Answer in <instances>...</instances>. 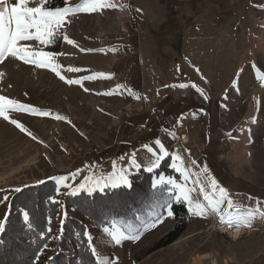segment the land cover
I'll list each match as a JSON object with an SVG mask.
<instances>
[{
  "label": "rangeland",
  "instance_id": "1",
  "mask_svg": "<svg viewBox=\"0 0 264 264\" xmlns=\"http://www.w3.org/2000/svg\"><path fill=\"white\" fill-rule=\"evenodd\" d=\"M62 2L50 9L73 11L53 42L27 43L53 53L65 80L80 83L16 58L0 62V96L51 113H8L31 135L0 117V189L51 179L59 200L115 188L104 186L114 174L131 183L170 156L180 175L172 190H191L192 211L179 199L189 212L185 231L144 256L173 226L169 210L138 239L112 225L91 245L99 264H264V0H104L112 6L91 12L81 10L83 0ZM206 175L232 207L225 200L218 213L196 214L195 204L207 203L200 188L211 191ZM251 212L247 224L240 220ZM64 214L61 205L59 221ZM216 214L240 230L216 231ZM113 232L125 238L117 244Z\"/></svg>",
  "mask_w": 264,
  "mask_h": 264
},
{
  "label": "trees",
  "instance_id": "2",
  "mask_svg": "<svg viewBox=\"0 0 264 264\" xmlns=\"http://www.w3.org/2000/svg\"><path fill=\"white\" fill-rule=\"evenodd\" d=\"M50 1V8L63 6L62 0ZM160 177L180 178L170 156L151 170L139 169L131 187L64 194L59 200L51 179L19 191L0 189V202L9 197L0 229V264H98L91 245L105 228L116 225L126 235H139L167 210L172 211L174 224L144 256L171 245L185 231L189 212L169 183L152 187ZM61 205L65 214L59 221Z\"/></svg>",
  "mask_w": 264,
  "mask_h": 264
},
{
  "label": "snow or ice",
  "instance_id": "3",
  "mask_svg": "<svg viewBox=\"0 0 264 264\" xmlns=\"http://www.w3.org/2000/svg\"><path fill=\"white\" fill-rule=\"evenodd\" d=\"M112 5L104 3V0H83L81 10L91 12L99 7H110ZM73 11L72 7L57 8L55 10L47 7V0H40L37 6H29V0H15L14 3H10V0H0V62H3L5 58H16L25 63L33 64L41 68H49L56 73L60 79L65 80V77L60 74V66L56 64L53 60L54 54L51 52L34 51L30 43L31 41H37L42 45H49L53 42L56 35V30L61 26L65 17ZM69 44L73 43L64 37ZM24 42V43H22ZM68 71H78L77 69L69 68ZM91 79L92 77H87ZM68 84L80 83L79 80H65ZM264 86V85H262ZM185 87V85H181ZM25 111L28 113L36 114L39 116H51L50 112L37 110L33 106H26L22 103L14 101L4 96H0V117L5 121H9L11 124L15 125L21 132L31 135L30 132L24 127L22 123L15 119H11L8 113L10 111ZM55 119H64V117L56 116ZM156 144L160 146V152L164 153L163 145L160 141H156ZM179 160L180 158L177 157ZM194 163V162H193ZM156 166V165H153ZM151 170V169H149ZM205 174H207V169H204ZM210 192H206L204 187L200 188V194L204 201H206V206L200 203L195 204L196 214H203L207 209H211L213 212H219V206L221 203L227 200L229 207H232L233 202L227 199L226 189L220 187L215 179L207 177ZM163 181L164 178L160 177ZM109 181L112 187H120L122 185L131 187V183L126 175L116 176L115 174L105 181L104 186H109ZM99 181L97 185L99 186ZM169 184L174 183L171 179L168 180ZM196 183H200L199 180ZM153 188L157 187L154 182ZM180 187V193L176 198L183 199L190 205L189 210L192 211V198L190 195L191 190H185L183 186ZM19 191V189H17ZM74 194V193H73ZM168 215H173L172 211H168ZM256 215L255 212L247 213L245 216L240 217V220L245 224ZM25 219L27 220V214L25 213ZM224 217L221 216V221ZM162 218L157 217L156 220L152 222L151 226H155L157 223H162ZM231 223V220H229ZM0 225V229H2ZM87 235V233H85ZM112 239L119 244L121 239L125 238L124 234L121 232L111 233ZM130 239H138L139 235L127 237ZM95 255V251L93 250ZM99 264V262H98Z\"/></svg>",
  "mask_w": 264,
  "mask_h": 264
},
{
  "label": "built area",
  "instance_id": "4",
  "mask_svg": "<svg viewBox=\"0 0 264 264\" xmlns=\"http://www.w3.org/2000/svg\"><path fill=\"white\" fill-rule=\"evenodd\" d=\"M214 217H215V223H214V224L217 225V229H215L216 231H219V232H220V229H224L223 227L226 228L225 230H226L227 232H231V231H232V233H233V231H235V230H237V229L240 230V228H239V227H236V226L232 227V226H230V225H224L222 222L219 221L217 214H216V216H214ZM214 224H213V225H214ZM240 232H241V231H240ZM241 234H242V233H241Z\"/></svg>",
  "mask_w": 264,
  "mask_h": 264
},
{
  "label": "crops",
  "instance_id": "5",
  "mask_svg": "<svg viewBox=\"0 0 264 264\" xmlns=\"http://www.w3.org/2000/svg\"><path fill=\"white\" fill-rule=\"evenodd\" d=\"M180 133V132H179ZM181 135L185 136V139L187 138L186 137V133H184V131L181 133ZM181 141H185L184 139H181ZM177 142V141H176ZM186 145V144H185ZM178 147H181V145L178 143ZM5 214H6V209L4 210V214L3 216L0 218V222L4 219L5 217Z\"/></svg>",
  "mask_w": 264,
  "mask_h": 264
},
{
  "label": "bare ground",
  "instance_id": "6",
  "mask_svg": "<svg viewBox=\"0 0 264 264\" xmlns=\"http://www.w3.org/2000/svg\"><path fill=\"white\" fill-rule=\"evenodd\" d=\"M183 139L185 140V136L183 137ZM186 141V140H185ZM214 226H216V224H214Z\"/></svg>",
  "mask_w": 264,
  "mask_h": 264
}]
</instances>
